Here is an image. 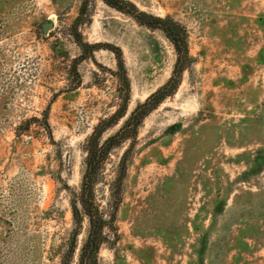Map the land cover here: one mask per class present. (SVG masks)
<instances>
[{
  "label": "rangeland",
  "instance_id": "374dc122",
  "mask_svg": "<svg viewBox=\"0 0 264 264\" xmlns=\"http://www.w3.org/2000/svg\"><path fill=\"white\" fill-rule=\"evenodd\" d=\"M127 1L182 24L191 63L108 155L94 188L106 214L128 151L98 264H264V0ZM80 4L0 0V264H61L86 140L122 106L118 58L129 100L103 139L173 69L162 31L102 0L87 15ZM45 22L53 23L47 32Z\"/></svg>",
  "mask_w": 264,
  "mask_h": 264
},
{
  "label": "trees",
  "instance_id": "16d2710c",
  "mask_svg": "<svg viewBox=\"0 0 264 264\" xmlns=\"http://www.w3.org/2000/svg\"><path fill=\"white\" fill-rule=\"evenodd\" d=\"M107 5L134 18L139 24L149 28L159 29L171 42L176 53V59L168 80L156 91L150 94L143 102L138 103L129 113L122 125L106 138L103 133L116 125L125 116L129 100V83L121 57L118 58L117 66L122 77V106L108 119H102L94 127L93 132L86 140L85 169L82 174L80 189L73 192L70 199V211L73 223L71 231L72 240L62 255L61 264H71L76 250V238L82 229L84 221L87 223L85 238L79 248L75 264H98V253L105 242L106 230H112L115 223V213L122 201V185L126 175V152L122 155L117 172L109 184V195L112 202L111 212L106 214L100 208L95 198V185L104 170L105 162L109 153L120 146L130 136L136 135L137 130L144 117L155 109L167 96L175 92L180 84L182 74L191 63L189 55L187 30L178 21L169 16L159 17L145 11L139 10L132 2L127 0H102ZM93 0H81L79 14H88ZM44 127L50 133L47 115L43 116Z\"/></svg>",
  "mask_w": 264,
  "mask_h": 264
},
{
  "label": "water",
  "instance_id": "95a60500",
  "mask_svg": "<svg viewBox=\"0 0 264 264\" xmlns=\"http://www.w3.org/2000/svg\"><path fill=\"white\" fill-rule=\"evenodd\" d=\"M53 27V23L52 22H45L42 24V30L43 32H47V30L49 28H52Z\"/></svg>",
  "mask_w": 264,
  "mask_h": 264
}]
</instances>
